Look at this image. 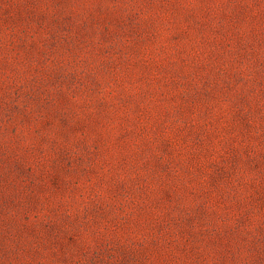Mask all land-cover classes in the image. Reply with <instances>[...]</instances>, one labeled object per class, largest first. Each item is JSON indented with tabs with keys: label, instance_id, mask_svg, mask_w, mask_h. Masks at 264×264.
Here are the masks:
<instances>
[{
	"label": "rangeland",
	"instance_id": "1",
	"mask_svg": "<svg viewBox=\"0 0 264 264\" xmlns=\"http://www.w3.org/2000/svg\"><path fill=\"white\" fill-rule=\"evenodd\" d=\"M0 264H264V0H0Z\"/></svg>",
	"mask_w": 264,
	"mask_h": 264
}]
</instances>
